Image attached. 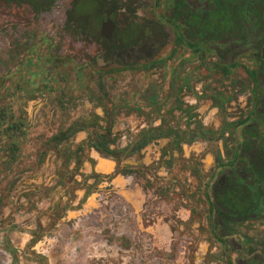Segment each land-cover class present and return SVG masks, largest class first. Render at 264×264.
Returning <instances> with one entry per match:
<instances>
[{
    "label": "rangeland",
    "instance_id": "rangeland-1",
    "mask_svg": "<svg viewBox=\"0 0 264 264\" xmlns=\"http://www.w3.org/2000/svg\"><path fill=\"white\" fill-rule=\"evenodd\" d=\"M10 1L0 0V108L24 133L0 126V264H13L6 240L19 264H264L263 218L212 226L211 188L229 172L214 157L239 135L229 121L246 115L240 69L225 76L214 54L176 43L169 0H104L106 12L119 9L112 34L116 23L150 30L138 43L143 57L112 52L107 60L84 22L68 19L75 0H40L37 11ZM93 122L108 124L127 151L148 129L185 139L177 149L159 138L123 157L122 167L141 174L110 180L115 161L87 143ZM70 126L77 131L54 148L49 140Z\"/></svg>",
    "mask_w": 264,
    "mask_h": 264
},
{
    "label": "flooded vegetation",
    "instance_id": "flooded-vegetation-1",
    "mask_svg": "<svg viewBox=\"0 0 264 264\" xmlns=\"http://www.w3.org/2000/svg\"><path fill=\"white\" fill-rule=\"evenodd\" d=\"M169 6L166 25L176 43L189 39L193 51L214 54L216 66L225 76L238 69L242 73L236 95L243 98L246 115L229 121L234 122L229 126L241 127L239 135L232 147L224 149L223 157L220 153L214 157L215 167L229 172L220 174L211 188L212 226L232 230L233 225L264 219V0H169ZM112 15L109 11L114 26ZM209 16L214 32L204 36L202 24ZM158 28L160 23L154 25ZM204 37L208 42L199 50L191 47ZM152 42L149 47L155 52L161 42ZM209 46L214 49L208 50ZM114 52L139 58L144 56V47L137 43ZM231 236L217 240L225 244Z\"/></svg>",
    "mask_w": 264,
    "mask_h": 264
},
{
    "label": "trees",
    "instance_id": "trees-1",
    "mask_svg": "<svg viewBox=\"0 0 264 264\" xmlns=\"http://www.w3.org/2000/svg\"><path fill=\"white\" fill-rule=\"evenodd\" d=\"M11 2L10 0H5ZM19 2L25 3L31 6L35 11L39 7V4H42L40 0H19ZM36 2V3H35ZM12 3V2H11ZM9 3V4H11ZM107 3L104 0H75L71 10L68 13V19L72 20H82L84 22L83 28L87 35L92 37L98 44L99 51L102 52L104 60H107L109 55L116 50H126L131 48L133 45L139 43L145 36L150 34V30L146 26H142L137 23H129L125 27L119 26L117 23L114 33L112 35V40L105 39L101 36V27L102 22L106 19V7ZM118 8L112 6V18H115L118 15ZM116 22V21H115ZM204 30V36L213 34L214 25L212 18H209L202 24ZM160 28L156 31L160 33ZM210 35V36H211ZM159 41L160 36H157ZM213 39L212 37L210 38ZM208 42L207 38H203L196 43L191 44L193 49L199 50L204 44ZM1 84V81H0ZM104 115L107 114V108L103 107ZM165 121L162 122L164 124ZM0 126L4 127L5 133H12L14 136H21L23 132V122L21 120L14 119V116L9 115L6 110L0 108ZM90 126V127H89ZM93 126H97V129H93L89 133L87 138L88 146L94 149L101 157L103 158H112L116 163L115 172L113 175H108V178L112 180L117 175L122 176H132L141 174L139 171L135 170L132 167H122L121 162L123 157H132V156H141V151L151 144L153 141L159 138H171L170 143L172 147L179 149V139H185L182 137L183 134L181 131H174L171 135L165 127L163 131L155 134L150 129L144 130L141 132V136L138 141L127 151L126 148L118 149L115 147L117 138L111 132V127L107 124L105 127H102L98 123L93 122ZM83 127L91 128V125H83ZM77 131L75 126H70L65 131L58 132L54 135L49 143L52 144L54 148H58L63 143H66L73 134ZM194 139V138H193ZM192 139V140H193ZM188 142H191L188 140ZM8 150L11 152V156L15 157L18 152V146L16 143L9 145ZM44 156V153H43ZM42 157V156H41ZM62 176V175H61ZM16 229L17 227H14ZM12 229V230H14ZM3 249L11 254L13 259V264H19V258L17 250L10 244L9 240H6L4 243Z\"/></svg>",
    "mask_w": 264,
    "mask_h": 264
},
{
    "label": "water",
    "instance_id": "water-1",
    "mask_svg": "<svg viewBox=\"0 0 264 264\" xmlns=\"http://www.w3.org/2000/svg\"><path fill=\"white\" fill-rule=\"evenodd\" d=\"M112 29H113V22L109 18V11L106 12V20L103 21L102 27H101V36L105 39L111 38L112 34Z\"/></svg>",
    "mask_w": 264,
    "mask_h": 264
}]
</instances>
